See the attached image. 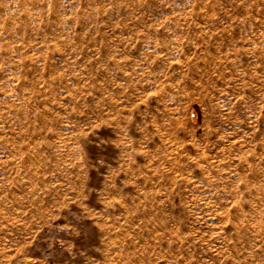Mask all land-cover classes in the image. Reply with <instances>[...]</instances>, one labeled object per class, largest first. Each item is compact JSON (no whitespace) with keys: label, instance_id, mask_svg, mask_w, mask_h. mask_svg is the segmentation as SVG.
<instances>
[{"label":"rangeland","instance_id":"1","mask_svg":"<svg viewBox=\"0 0 264 264\" xmlns=\"http://www.w3.org/2000/svg\"><path fill=\"white\" fill-rule=\"evenodd\" d=\"M45 259L264 264V0H0V264Z\"/></svg>","mask_w":264,"mask_h":264},{"label":"crops","instance_id":"2","mask_svg":"<svg viewBox=\"0 0 264 264\" xmlns=\"http://www.w3.org/2000/svg\"><path fill=\"white\" fill-rule=\"evenodd\" d=\"M43 261H45L46 263L49 264V259H45V260H43ZM45 262H44V263H45Z\"/></svg>","mask_w":264,"mask_h":264}]
</instances>
